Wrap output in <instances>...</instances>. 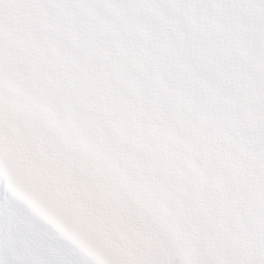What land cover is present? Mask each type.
<instances>
[{"label":"snow or ice","instance_id":"1","mask_svg":"<svg viewBox=\"0 0 264 264\" xmlns=\"http://www.w3.org/2000/svg\"><path fill=\"white\" fill-rule=\"evenodd\" d=\"M34 4L27 31L0 36V91L41 77L140 157L146 222L179 250L163 264H264V0ZM0 264L122 261L71 237L0 165Z\"/></svg>","mask_w":264,"mask_h":264},{"label":"bare ground","instance_id":"2","mask_svg":"<svg viewBox=\"0 0 264 264\" xmlns=\"http://www.w3.org/2000/svg\"><path fill=\"white\" fill-rule=\"evenodd\" d=\"M130 264H138V263H137L136 260L134 259V260H132V262H130Z\"/></svg>","mask_w":264,"mask_h":264}]
</instances>
